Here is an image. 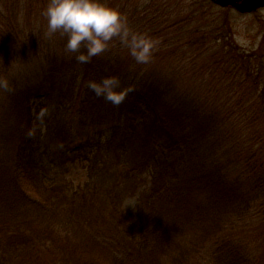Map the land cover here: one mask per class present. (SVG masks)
Instances as JSON below:
<instances>
[{
	"label": "trees",
	"instance_id": "obj_1",
	"mask_svg": "<svg viewBox=\"0 0 264 264\" xmlns=\"http://www.w3.org/2000/svg\"><path fill=\"white\" fill-rule=\"evenodd\" d=\"M106 2L156 41L148 63L113 38L81 64L46 35L48 0H0V264H264V58L209 0ZM106 76L118 106L87 87ZM76 104L77 131L55 129ZM76 160L92 179L74 189Z\"/></svg>",
	"mask_w": 264,
	"mask_h": 264
},
{
	"label": "clouds",
	"instance_id": "obj_2",
	"mask_svg": "<svg viewBox=\"0 0 264 264\" xmlns=\"http://www.w3.org/2000/svg\"><path fill=\"white\" fill-rule=\"evenodd\" d=\"M42 15L47 21L46 35L59 33L65 36L67 52L76 53L75 59L86 64L94 56L108 49L113 38H119L136 63H148L155 49L154 41L146 33L133 30L127 18L106 0H48ZM83 49V50H81ZM0 87L7 88L6 79H0ZM97 97H103L114 105H119L125 96L118 77L106 76L87 83ZM137 206L134 197L124 202V207Z\"/></svg>",
	"mask_w": 264,
	"mask_h": 264
},
{
	"label": "rangeland",
	"instance_id": "obj_3",
	"mask_svg": "<svg viewBox=\"0 0 264 264\" xmlns=\"http://www.w3.org/2000/svg\"><path fill=\"white\" fill-rule=\"evenodd\" d=\"M219 15V20L225 25L231 32L232 42L236 45L242 52L249 54H256V57L260 56L264 58V8L251 13V14H239L233 9H216ZM226 10V11H223ZM116 53V51H113ZM121 58L124 61H128V55L126 53H119ZM121 59V60H122ZM185 67V66H182ZM191 67L189 66L186 69L189 71L188 74L181 78L182 82H201L199 78L191 73ZM67 85H71L68 83ZM74 96V93H72ZM6 105V102L4 103ZM62 108H67V112L69 116L67 121L64 122V125H61V120L56 118L53 120L55 129L59 126H67L69 129L61 128L63 131L67 130L68 132L75 133L77 131L75 123L76 116L73 117L71 114L72 111L77 110L78 106L76 105H67ZM61 108V109H62ZM94 115L97 116V113L94 112ZM65 120V119H63ZM44 127V125H42ZM90 132L89 127L87 128ZM44 133V130H41ZM33 133H35L33 131ZM58 170V169H57ZM63 178L68 182V185L71 188L82 187L85 183L90 182L92 179L91 169L87 162L76 160L73 164H68L66 166V170H62ZM107 184L109 186L112 185L111 177L108 178ZM149 183H146L148 185ZM103 187H107V185H103ZM145 186L140 187L137 192L143 191ZM138 193L135 195L132 190H128L126 193L121 194V199L119 202V206L126 212L130 210H134L132 207H124V202L129 197H134L138 200ZM107 201V196L105 191H99V193L95 196L94 206L97 209L103 207L105 202ZM118 203V199L116 198V204ZM106 243H102L105 245ZM104 260L106 259V255L103 256Z\"/></svg>",
	"mask_w": 264,
	"mask_h": 264
},
{
	"label": "water",
	"instance_id": "obj_4",
	"mask_svg": "<svg viewBox=\"0 0 264 264\" xmlns=\"http://www.w3.org/2000/svg\"><path fill=\"white\" fill-rule=\"evenodd\" d=\"M220 8H232L240 14H249L264 7V0H209Z\"/></svg>",
	"mask_w": 264,
	"mask_h": 264
}]
</instances>
